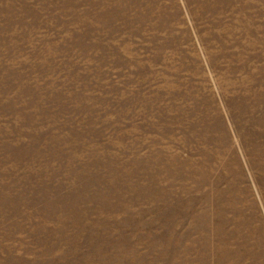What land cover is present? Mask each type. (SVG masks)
Here are the masks:
<instances>
[{"label": "rangeland", "instance_id": "obj_1", "mask_svg": "<svg viewBox=\"0 0 264 264\" xmlns=\"http://www.w3.org/2000/svg\"><path fill=\"white\" fill-rule=\"evenodd\" d=\"M0 264H264V0H0Z\"/></svg>", "mask_w": 264, "mask_h": 264}]
</instances>
